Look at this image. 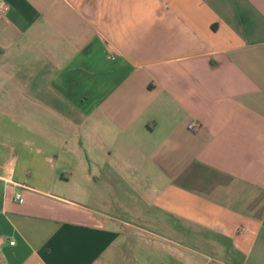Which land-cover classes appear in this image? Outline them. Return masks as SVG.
Masks as SVG:
<instances>
[{"label":"crops","instance_id":"1","mask_svg":"<svg viewBox=\"0 0 264 264\" xmlns=\"http://www.w3.org/2000/svg\"><path fill=\"white\" fill-rule=\"evenodd\" d=\"M4 1L0 264H264V0Z\"/></svg>","mask_w":264,"mask_h":264},{"label":"built area","instance_id":"2","mask_svg":"<svg viewBox=\"0 0 264 264\" xmlns=\"http://www.w3.org/2000/svg\"><path fill=\"white\" fill-rule=\"evenodd\" d=\"M9 10H10L9 4L4 0H0V18L1 17L6 18V16L9 13ZM199 125L200 124L198 122H192L188 126L191 130H197L199 128ZM17 198H21V195L18 194ZM10 242L12 243L15 242L14 238L10 239Z\"/></svg>","mask_w":264,"mask_h":264}]
</instances>
